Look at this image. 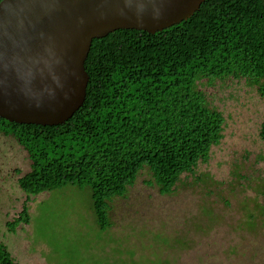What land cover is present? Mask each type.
I'll list each match as a JSON object with an SVG mask.
<instances>
[{
    "label": "trees",
    "instance_id": "16d2710c",
    "mask_svg": "<svg viewBox=\"0 0 264 264\" xmlns=\"http://www.w3.org/2000/svg\"><path fill=\"white\" fill-rule=\"evenodd\" d=\"M85 67V102L63 124L0 116V132L31 160L18 178L27 197L10 231L30 222L32 195L70 185L90 189L104 232L112 226L111 201L125 196L142 170L151 173L148 185L167 194L183 173L208 161L226 118L199 82L246 78L264 98V0H205L162 31L117 29L93 39ZM259 135L264 140V118ZM0 264H21L2 241Z\"/></svg>",
    "mask_w": 264,
    "mask_h": 264
},
{
    "label": "rangeland",
    "instance_id": "374dc122",
    "mask_svg": "<svg viewBox=\"0 0 264 264\" xmlns=\"http://www.w3.org/2000/svg\"><path fill=\"white\" fill-rule=\"evenodd\" d=\"M199 88L226 118L209 160L165 195L142 170L111 201L104 232L90 189L70 185L32 195L30 222L9 231L27 197L18 178L31 160L0 132V241L22 264H264V98L246 78L205 79Z\"/></svg>",
    "mask_w": 264,
    "mask_h": 264
},
{
    "label": "water",
    "instance_id": "95a60500",
    "mask_svg": "<svg viewBox=\"0 0 264 264\" xmlns=\"http://www.w3.org/2000/svg\"><path fill=\"white\" fill-rule=\"evenodd\" d=\"M205 0H1L0 116L43 126L84 104L94 38L117 29L162 31Z\"/></svg>",
    "mask_w": 264,
    "mask_h": 264
},
{
    "label": "flooded vegetation",
    "instance_id": "af4514ba",
    "mask_svg": "<svg viewBox=\"0 0 264 264\" xmlns=\"http://www.w3.org/2000/svg\"><path fill=\"white\" fill-rule=\"evenodd\" d=\"M172 192H173V191H172ZM172 192H171V193H172ZM161 194H162V193H161ZM167 194H170V193H167ZM163 195H165V194H163ZM22 206H23V205H22ZM18 215H19V214H18ZM18 215H17V216H18ZM14 219H15V218H14ZM14 219H13V220H14ZM13 220H11V221H13ZM11 221H9V222H11ZM7 226H8V222H7ZM16 228H17V227H16ZM8 229H9V227H8ZM9 231H10V230H9ZM14 231H15V230H14ZM14 231H11V232H14ZM2 242H4V241H2ZM4 243H5V242H4ZM5 244H6V243H5ZM6 245H7V244H6ZM7 246H8V245H7ZM8 248H9V247H8ZM9 250H10V249H9ZM11 253H12V252H11ZM12 254H13V253H12ZM13 256H14V255H13ZM14 257H15V256H14ZM15 258H16V257H15ZM16 259H17V258H16ZM17 261H18V259H17ZM18 262L20 263V261H18Z\"/></svg>",
    "mask_w": 264,
    "mask_h": 264
},
{
    "label": "crops",
    "instance_id": "0c3cea01",
    "mask_svg": "<svg viewBox=\"0 0 264 264\" xmlns=\"http://www.w3.org/2000/svg\"><path fill=\"white\" fill-rule=\"evenodd\" d=\"M21 263V262H20ZM22 264V263H21Z\"/></svg>",
    "mask_w": 264,
    "mask_h": 264
}]
</instances>
